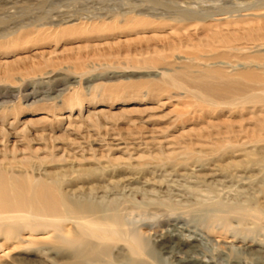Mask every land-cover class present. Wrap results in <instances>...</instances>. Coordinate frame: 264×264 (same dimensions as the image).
Returning <instances> with one entry per match:
<instances>
[{
    "label": "rangeland",
    "instance_id": "obj_1",
    "mask_svg": "<svg viewBox=\"0 0 264 264\" xmlns=\"http://www.w3.org/2000/svg\"><path fill=\"white\" fill-rule=\"evenodd\" d=\"M0 176L81 198L167 178L184 205H127L128 233L177 216L215 264H264V0H0ZM217 199L245 213L212 223ZM26 219L0 222V264H134L122 241L85 238L94 261L61 244L70 224Z\"/></svg>",
    "mask_w": 264,
    "mask_h": 264
},
{
    "label": "bare ground",
    "instance_id": "obj_2",
    "mask_svg": "<svg viewBox=\"0 0 264 264\" xmlns=\"http://www.w3.org/2000/svg\"><path fill=\"white\" fill-rule=\"evenodd\" d=\"M185 11L196 15L197 17L195 20H204L213 17V15L200 17V15L198 16L197 14L198 12L191 11L189 8ZM166 179L163 178L160 181L154 194L145 191L141 193L139 189H137L138 192L137 190L134 192L132 189L126 191V186H124L118 190V192L114 193L103 192L99 194L91 190L90 197L81 198L80 196H70L65 192H60L62 185L66 183L63 179L50 183V186L55 191L52 195L44 193L46 192L44 191L45 186L42 184L35 185V187L32 188L33 191H31V194H25L23 189L14 185L5 188L3 177L0 176V222L2 223L7 220L21 221L25 218L29 220L30 217H32L33 220L37 222L44 221L54 224H70L75 230L71 237L60 238L61 244L73 249L75 252L81 251L84 257L87 256V258H91L92 260L97 259L95 256L96 249L93 250L91 248L92 245L89 247L85 238H95L96 240L106 242H113L116 240L122 241L125 243L127 248L126 251L130 255V258L133 259L132 261L134 264H146L139 260L140 257L162 260L165 256L171 261V264H215L216 255L210 254L204 244H201L203 238L198 236L200 240H197L193 237L197 235L190 231L177 216L174 217V222L172 224L166 221L165 228L162 229L161 232L151 233L148 239L139 234L128 233L123 228L120 213L127 205L138 208L140 206L163 207L166 209L165 212L170 214H173L180 205H184L185 202H183V200H179L177 196L171 194L173 191L169 189L168 185L164 186L167 181ZM171 183L174 182L172 181ZM38 187H41V190L38 189ZM229 190L234 192L232 188ZM133 192L134 194H141L144 200L143 204L135 202ZM160 194L166 199L163 198V200H161L162 197H160ZM220 200L209 201L204 205L206 210L210 213V220L212 223H224L225 219H227V214L230 213H236L238 211L245 213L239 203L233 202L224 204L222 203L223 201L221 202ZM19 206L26 207L27 216H25L26 214H23L24 212L22 211L11 212L9 211L11 208L6 209ZM249 211L251 212L250 209L246 210V212ZM10 213L13 215L10 216ZM255 214L256 216L259 215L260 211H255ZM54 228L58 231L60 229L57 227ZM183 234H188L190 238H193L191 241L183 239ZM148 242H150V244ZM206 242H210V240ZM102 249L103 250L100 249L101 252H103L102 255L107 256V248L103 247ZM240 253V256L245 257L251 254V250L241 249ZM231 264H244V261L243 259H238L232 261Z\"/></svg>",
    "mask_w": 264,
    "mask_h": 264
}]
</instances>
